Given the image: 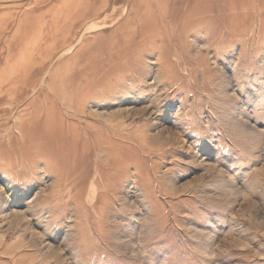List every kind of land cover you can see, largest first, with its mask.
Here are the masks:
<instances>
[{
    "label": "rangeland",
    "instance_id": "374dc122",
    "mask_svg": "<svg viewBox=\"0 0 264 264\" xmlns=\"http://www.w3.org/2000/svg\"><path fill=\"white\" fill-rule=\"evenodd\" d=\"M0 264H264V0H0Z\"/></svg>",
    "mask_w": 264,
    "mask_h": 264
},
{
    "label": "bare ground",
    "instance_id": "6f19581e",
    "mask_svg": "<svg viewBox=\"0 0 264 264\" xmlns=\"http://www.w3.org/2000/svg\"><path fill=\"white\" fill-rule=\"evenodd\" d=\"M113 78H114V76H112ZM112 77L111 78H109V79H107V78H104L103 80H102V82L101 83H103V84H101V86H102V89H101V91L100 92H102L103 90H105V89H107V88H112V87H114V84H113V79H112ZM112 84V85H111ZM100 85H99V87H101ZM99 92V93H100ZM38 118V117H37ZM35 119H36V117H35ZM16 126H17V130H18V134L20 135V138L19 139H16V138H11L10 139V146H12V145H17V147H18V150H19V152L22 154L23 153V148H22V146H23V143L25 142V143H27V140L25 139V134H26V129H27V127H31V129L30 130H33V132L35 131V129H34V127L35 126H39V124L36 122V121H34V122H32L31 120H29V121H27V120H19L18 121V123H16ZM33 128V129H32ZM73 128V127H72ZM70 128H68V130H69ZM67 130V131H68ZM67 133H69V132H66V136L65 137H68L67 136ZM75 137V136H74ZM73 137V138H74ZM74 139H76L75 141H77L78 139L77 138H74ZM18 140H19V142H18ZM28 141H31V139H28ZM80 142V141H79ZM24 143V144H25ZM77 143V142H76ZM78 144V143H77ZM77 147H79V146H77ZM76 147V148H77ZM80 148V147H79ZM26 150V149H25ZM33 150V149H32ZM71 150V149H70ZM79 150V149H78ZM29 153V152H28ZM71 153V152H70ZM79 153V152H78ZM77 153V154H78ZM82 153V152H81ZM25 154H27V152H25ZM33 153H32V151L30 152V154H29V156L30 155H32ZM73 154V153H72ZM16 154H12L11 155V157L14 159V156H15ZM80 155V154H79ZM18 156V155H17ZM70 157V155L68 154L67 155V157ZM73 156V155H72ZM73 160L74 161H77V158L76 157H74L73 156ZM84 162H86V160H83ZM122 163V162H121ZM101 164V163H100ZM100 164H99V166H100ZM101 167V166H100ZM113 170H114V168H113Z\"/></svg>",
    "mask_w": 264,
    "mask_h": 264
}]
</instances>
